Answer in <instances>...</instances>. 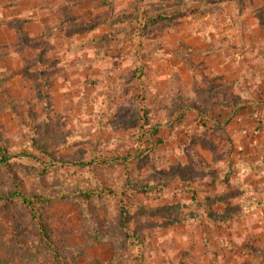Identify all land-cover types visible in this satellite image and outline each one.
Segmentation results:
<instances>
[{
  "label": "rangeland",
  "instance_id": "rangeland-1",
  "mask_svg": "<svg viewBox=\"0 0 264 264\" xmlns=\"http://www.w3.org/2000/svg\"><path fill=\"white\" fill-rule=\"evenodd\" d=\"M45 5L0 47V264H264V0Z\"/></svg>",
  "mask_w": 264,
  "mask_h": 264
},
{
  "label": "crops",
  "instance_id": "crops-1",
  "mask_svg": "<svg viewBox=\"0 0 264 264\" xmlns=\"http://www.w3.org/2000/svg\"><path fill=\"white\" fill-rule=\"evenodd\" d=\"M44 1V3H43ZM59 0H0V47L15 44L14 41H10V37H14L15 30L20 27L21 24H30L28 27H47L41 24L39 15L46 12L47 9L45 3L58 2ZM41 16V15H40Z\"/></svg>",
  "mask_w": 264,
  "mask_h": 264
},
{
  "label": "trees",
  "instance_id": "trees-1",
  "mask_svg": "<svg viewBox=\"0 0 264 264\" xmlns=\"http://www.w3.org/2000/svg\"><path fill=\"white\" fill-rule=\"evenodd\" d=\"M13 193H15V192H13ZM18 195H19V197L21 198L20 201H19L21 204H23V205H25V206H28V205L30 204L29 200H27L26 198H24V196H22L21 194H16V195L11 194V196H5V197H6V199L9 200L10 197L18 196Z\"/></svg>",
  "mask_w": 264,
  "mask_h": 264
}]
</instances>
